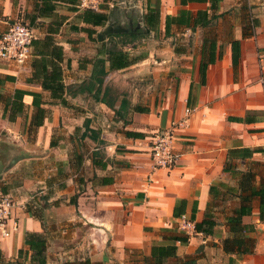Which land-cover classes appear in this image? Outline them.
I'll return each instance as SVG.
<instances>
[{"label":"crops","instance_id":"crops-1","mask_svg":"<svg viewBox=\"0 0 264 264\" xmlns=\"http://www.w3.org/2000/svg\"><path fill=\"white\" fill-rule=\"evenodd\" d=\"M157 1L160 20L155 30L147 29L151 38L139 47L144 54L128 67L109 71L105 78V84L116 77L124 85L116 93L114 108L118 110L121 99L128 105L117 114L85 92L69 97L68 106L50 103L49 92L27 80L33 55L21 65L0 59V75L14 77L0 86V93L10 95L15 88L39 92L41 106L47 110L43 124L28 140L24 124L33 112L32 96H23L25 111L14 121L3 116L0 102L2 189L14 196L19 224L0 242V264L13 263L19 249L27 250L25 231L45 235L47 264L84 258L94 264H157L152 250L158 254L159 247L170 251L171 246L174 253L159 264H183L184 260L195 264H264V221L259 220L257 197L250 213L242 216L243 223L255 226L254 251L236 255L222 247V239L229 236L226 218L241 203L228 191L237 185L236 170H248L254 163L256 180L264 178V0ZM131 2L123 8L124 14L131 7L136 15L146 13V0ZM154 2L151 0L149 6ZM103 4L108 11L115 3L105 0ZM34 5L35 0H0V33L17 20L29 25ZM67 6L56 3V12L68 18L55 39L63 46L65 83L81 82L90 75L92 65L87 60L96 55L107 37L102 32L109 23L100 27L101 32L95 27L94 40H90L85 32L72 30L74 25L67 24L70 15L76 14ZM198 11L205 12L204 23L194 25ZM166 16L180 21L169 23L167 34ZM49 20L38 18L29 25L35 38L44 36ZM139 21L142 27L141 18ZM68 25V39H63V28ZM75 26L86 25L79 22ZM75 39L79 42L72 41ZM235 41L239 56L234 66ZM202 61L207 63L203 84L199 71ZM134 105L149 111H133ZM187 108L188 126L174 144L179 153L177 163L168 169L155 168L150 156L152 138L182 117ZM85 119L98 131L96 140L81 137ZM73 122L78 134L58 141L51 138L60 123L68 127ZM3 131L11 138L22 136L24 146H12L1 136ZM128 131L141 135L128 136ZM246 149L257 151L249 155ZM228 157L231 165L226 170ZM35 187L42 193L49 190V194L35 197L31 192ZM60 193L70 196L59 202ZM39 200L45 203L42 207ZM26 204L37 216L26 210ZM194 205L195 221H201L209 211L216 225L211 235L192 236L180 244L173 239L180 234L174 210L190 217ZM29 254L27 251L26 262Z\"/></svg>","mask_w":264,"mask_h":264},{"label":"trees","instance_id":"trees-1","mask_svg":"<svg viewBox=\"0 0 264 264\" xmlns=\"http://www.w3.org/2000/svg\"><path fill=\"white\" fill-rule=\"evenodd\" d=\"M105 1V0H104ZM151 0H146V13L140 15L144 26H139V19L134 17L128 21L126 25H121L120 22L111 20L109 11L105 9L107 5H103L98 11L89 8H80L78 0H35L34 10L29 15V25H34L38 18H50L45 26V34L43 37H36L32 40V55L33 59L31 62L32 73L27 80L29 82H36L39 86L49 92L50 103L59 104L62 106L69 105V97L73 98L79 93H87L96 102L104 103L107 107L111 108L115 114L120 109L125 108L128 105L126 99H121L118 110L114 108L117 100V95L110 86L105 84V78L109 71L122 69L128 67L138 61L141 56H134L131 52L124 49L123 46L134 45L133 43L138 38L146 37L148 34L147 29L155 30L159 23V5L158 1L155 0L154 6H149ZM66 3L67 10L75 12L76 18L86 26H71L72 30H80L87 34L90 40H94L93 34L96 33L95 27H102L107 22L121 25L126 28V31L120 33H110L104 38L99 47L97 48L96 55L87 60L91 63L92 68L88 78L81 82L65 83L64 80V54L63 46L59 44L55 39V34L58 33L61 25L68 18L67 15L58 14L56 12V3ZM205 12H197L198 19L194 20V25L203 24V15ZM188 17H191V13L187 12ZM131 22V25L129 24ZM180 21L175 17L166 16V34L167 26L169 23ZM41 25V24H40ZM114 38H118L121 43L120 47L115 44H111ZM239 47L238 42L232 43V58L233 65L235 66L238 62ZM69 65V61H67ZM108 66V70H107ZM207 67L206 62H201L199 66L200 71V82H205V70ZM14 77L11 75H0V86L4 85L6 81H13ZM29 94L32 96L31 105L33 112L28 122L24 124V130L32 132L37 127L43 124L45 117L47 116V110L41 106L42 95L39 92H33L28 90H22L15 88L10 95H4L0 93V102L3 103V116L7 117L8 120L14 121L20 113L25 111V105L23 103V96ZM136 112H148L149 108L145 106L134 105L131 108ZM243 120L237 118V121ZM84 131L81 133V137H89L96 140L98 137V131L89 126V120L85 119ZM78 128H76L77 130ZM128 136H140L137 132H126ZM51 145L53 143L51 142ZM250 155L257 149H246ZM262 151V148H258ZM264 151V150H263ZM95 153L93 156H95ZM93 163L95 158H93ZM228 157L225 169L230 168L231 163ZM238 182L235 187L228 188L232 194L238 196L241 203L238 208L232 210L231 214L226 218V225L228 226L229 236L222 239V247L225 252L235 253L236 255L250 254L254 251L255 238L253 236L255 226L254 224H245L242 222V216L247 215L251 211L252 200L258 198L259 207V220L264 221V178L260 177L256 180L257 171L254 167L249 168L245 171L236 170ZM214 187H210V191H213ZM183 202V200L181 201ZM26 210L32 215L37 214L32 210L29 204H26ZM196 210L195 205L192 207L190 220L194 222L195 230L201 232L202 236L207 237L213 233V228L216 222L213 215L208 211L205 213L204 218L201 221H195L194 212ZM183 213L176 212L174 215L180 216ZM175 241L180 244H185L189 236L180 232V234L173 237ZM24 244L27 246V250L24 252L23 249L18 250V258L13 264H47L46 259V246L47 239L44 234L37 232L25 231L24 233ZM170 251H167L165 247L158 248V254L153 253L152 257L155 258L157 264L161 263L165 257L174 253L175 248L169 247ZM27 251H30L28 262H26ZM195 264L194 261L184 260L183 264ZM64 264H94L89 258L81 260H69Z\"/></svg>","mask_w":264,"mask_h":264},{"label":"built area","instance_id":"built-area-1","mask_svg":"<svg viewBox=\"0 0 264 264\" xmlns=\"http://www.w3.org/2000/svg\"><path fill=\"white\" fill-rule=\"evenodd\" d=\"M104 0H79L80 8H89L95 11L101 9ZM35 38L33 29L20 20L11 22L6 30L0 33V59L24 64L32 55V40ZM190 109H185L184 115L173 120L167 128L156 133L150 145V156L155 168H171L179 158L175 150L176 138L185 132L188 126ZM0 179V242L8 239L18 228L15 215V202L12 197L2 190ZM177 228L183 234L192 237L202 235L195 230V225L189 217L179 216Z\"/></svg>","mask_w":264,"mask_h":264},{"label":"rangeland","instance_id":"rangeland-1","mask_svg":"<svg viewBox=\"0 0 264 264\" xmlns=\"http://www.w3.org/2000/svg\"><path fill=\"white\" fill-rule=\"evenodd\" d=\"M114 1V7L109 11L110 13V19L111 20H115V21H118L120 22L121 25H126V23L130 20H132L134 17H137L139 19V15H136L134 13V9L129 8V13L127 14H124V9H126V7L128 6H131L132 3L134 2H131L132 0H111V2ZM121 1H123L122 3H120ZM134 1V0H133ZM136 2V1H135ZM103 2L101 4V6H103ZM124 8V9H123ZM71 18L69 19L68 23L67 24H70V25H77L79 24V20L76 18L75 15H70ZM107 23H112V22H107ZM106 23V24H107ZM143 22H142V26H143ZM101 29L102 28H98L97 30H100L99 32H101ZM69 25L68 26H65L63 28V32H62V36H63V39H68V31H69ZM67 32V33H66ZM103 35V34H102ZM78 36V35H77ZM151 37L146 35V37H143V38H138L137 40H135V42L133 43L134 45H126V46H123L124 49L128 50L129 52H131L134 56H137V55H141V54H144V50L143 48H139L140 45L143 44L144 41H147L148 39H150ZM119 39L118 38H114L113 39V42H111V44H115L117 45V47H120L121 46V43L118 41ZM74 42H79L78 39H75V40H72ZM89 44V42H88ZM95 44V43H93ZM122 47V46H121ZM90 47H88L89 49ZM116 77H112L110 79L107 80V84L112 88L113 92L115 93H119L121 88H124L122 85V83L117 80H115ZM148 82H153V80L149 79ZM124 92V91H123ZM71 102H76V101H71ZM74 110H75V107L72 105V113H74ZM78 130H76V127H74V122L72 124H69L68 127H64L63 124L60 123V125L58 127H56L53 131H52V135H51V138L53 140H56L58 141V139H60L61 137H64L66 135H75L76 133L78 134ZM35 134V131L33 130L32 132H29L27 134V139L30 140V138ZM1 136H5V137H2L3 139L5 138V140L9 141V143L12 145V146H16L18 148H21L24 146V141L22 140V136H19L17 135L16 137L14 138H11L9 135L6 134L5 131L2 132ZM9 138V139H8ZM3 180L1 181V184H2V187L4 186L3 185ZM3 190V189H2ZM33 194H35V197H38V198H41L42 196H45L44 194H49V190H46V193H42V192H39V189L37 187H35L32 191H31ZM6 193H8L12 199H13V194L10 192V191H7ZM53 193V192H52ZM57 195V194H55ZM58 201H63L66 197L70 196L69 193H60L58 195ZM43 200V199H42ZM37 201V203L39 204V206H43L45 203L44 201ZM13 264V263H11Z\"/></svg>","mask_w":264,"mask_h":264},{"label":"water","instance_id":"water-1","mask_svg":"<svg viewBox=\"0 0 264 264\" xmlns=\"http://www.w3.org/2000/svg\"><path fill=\"white\" fill-rule=\"evenodd\" d=\"M140 26V21H139V24ZM123 31H126V28L122 27L121 25H118V24H114V23H109V26L102 32L103 35H107V34H110V33H120V32H123ZM149 30H146V32L148 33ZM102 35L101 33L99 34V38H101ZM1 176H2V172H1V169H0V179H1Z\"/></svg>","mask_w":264,"mask_h":264},{"label":"flooded vegetation","instance_id":"flooded-vegetation-1","mask_svg":"<svg viewBox=\"0 0 264 264\" xmlns=\"http://www.w3.org/2000/svg\"><path fill=\"white\" fill-rule=\"evenodd\" d=\"M129 24L131 25V22H129Z\"/></svg>","mask_w":264,"mask_h":264}]
</instances>
